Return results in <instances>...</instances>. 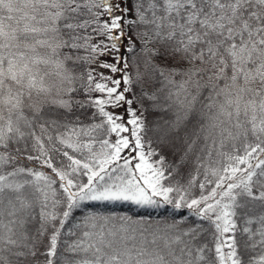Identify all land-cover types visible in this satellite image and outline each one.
I'll return each instance as SVG.
<instances>
[{"label": "snow or ice", "instance_id": "1", "mask_svg": "<svg viewBox=\"0 0 264 264\" xmlns=\"http://www.w3.org/2000/svg\"><path fill=\"white\" fill-rule=\"evenodd\" d=\"M0 264H264V0H0Z\"/></svg>", "mask_w": 264, "mask_h": 264}]
</instances>
